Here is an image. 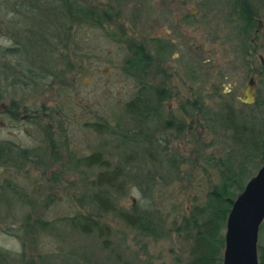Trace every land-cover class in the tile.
<instances>
[{"label":"rangeland","instance_id":"rangeland-1","mask_svg":"<svg viewBox=\"0 0 264 264\" xmlns=\"http://www.w3.org/2000/svg\"><path fill=\"white\" fill-rule=\"evenodd\" d=\"M76 1L90 10L109 6V21L104 22L102 29L73 25L69 39H64L63 33L60 39L53 38L51 46L55 51L32 50L31 43L37 40L24 31L26 25L17 24L20 35L5 26L7 18L19 17L14 9L0 17V49L22 44L34 63L41 55L47 56L50 71L49 78L40 83H31L23 90L11 85L0 94V142L5 147H38L37 155L42 159L37 167H23V173L29 171L26 179L0 163V185L10 180L27 187L29 192L37 189L34 212L29 210L26 226L21 227V208L14 207L10 225L14 233L20 228L18 236L0 231V247L23 250L27 259L39 253L46 257L43 264H187L188 239L168 229L193 205L202 204L207 191L217 184V172L203 159L220 154L226 147L222 143L225 140L215 137L214 131L206 133L203 129L204 134H173L168 138V149L183 162L179 170L161 167L158 156L153 157L155 152L150 151L149 156L143 150L145 144L138 141L141 136L134 135L137 122L128 114L125 103L134 96L139 78H131L123 62L130 51L128 45L137 39L146 42L151 53L156 48L151 39L172 47L162 55L164 63L158 68L150 67L147 76L155 86L165 81L169 95L163 106L166 118L179 116L178 104L194 95L203 97L209 107L218 108L214 89L225 96L224 101L240 107L250 78L255 83L254 102L263 99L264 79L257 70L264 60V1L249 0L255 15L250 35L244 40L249 54L241 50L244 44L239 41L232 0ZM42 14L46 24L53 21L54 27L46 28L55 32L61 17ZM63 20L68 21V17ZM25 58L0 53V83L16 78L9 71L11 66L17 71L18 62L27 67L35 65ZM21 106L37 116L35 123L24 119ZM96 122L105 124L107 131L95 130L91 124ZM154 127L155 122L149 121L145 131H152L159 138ZM160 142L165 143L162 139ZM97 149L110 160L111 167L119 161L121 164L118 186L110 188L109 197L119 209L132 211L135 207L150 213L161 227L154 237L128 227L113 212L105 214L93 207L88 198L93 190L90 182L101 168L72 165L76 157ZM248 169L252 175L258 170L251 166ZM79 212L108 225L109 247H104L96 234L83 235L61 220ZM36 218L53 223L52 229H35L32 221ZM257 244L264 252V225ZM32 264H38L37 260Z\"/></svg>","mask_w":264,"mask_h":264},{"label":"trees","instance_id":"trees-1","mask_svg":"<svg viewBox=\"0 0 264 264\" xmlns=\"http://www.w3.org/2000/svg\"><path fill=\"white\" fill-rule=\"evenodd\" d=\"M55 2L59 3V5H53ZM231 4V9L235 16L234 19L237 20V27L239 26L240 30L238 33V36H240L239 41L244 44V40L250 35V28H252L255 20L254 10L251 7L252 3L249 0H232ZM10 9L18 12L19 17L17 19L7 18L5 26L14 29V33L20 35L22 33L20 31L21 28L17 24L26 25L24 31L30 32L32 39L37 40L31 43V46H34L33 49L32 47L30 48V50L32 49L35 52L39 50L55 51L52 48L53 46H51L53 38L60 39L62 36L64 39H69L73 25L102 29V25L105 21H109L110 17L107 12L109 6L91 7L90 10L76 0H47L45 2L41 0H0V17L8 13ZM42 13H53V15L61 17V23L56 26L58 29L55 32L53 31L54 33L51 31L53 28H46L47 25L53 26V21H49L46 24L44 18L40 16L43 15ZM66 17H68V21L63 20ZM14 22H16V25ZM34 25L38 28L34 27ZM48 29L52 33L48 34ZM61 33L63 35L60 36ZM150 41L156 47L154 53L149 51L147 43L141 39H137L135 43L128 45L130 51H128L123 66L131 78L137 76L139 80L135 78L137 80V89L134 96L125 103V108L130 117L137 122L134 135L141 136L138 141L145 144L143 150L149 153V156L151 155L150 151L155 152L153 157L155 155L158 156L157 162L160 163L161 167L167 165L171 169L179 170V164L183 162L182 158L180 160L178 159L179 157L177 159L174 158L173 154L176 153L175 151L168 149L170 141L168 138L173 134L176 136L178 134L188 136L190 133L198 132L199 134L202 131H206V133L214 131L215 137L225 140L222 143L226 147L220 150V154L215 156L208 155L203 159L207 160L208 164H211L213 170L217 172V184L207 191L202 204L193 205L189 212L183 215L178 222L176 220L172 221V227L168 229L188 239L189 259L187 264H221V253L224 247V223L232 200L243 189L247 182L246 179L249 178L248 176L251 177L252 173L250 174L249 166L259 168L264 163V98H257L251 104L241 103V106L237 107L229 100L224 101L225 96L214 89L212 93L219 98L218 108L209 107L203 97L192 94L194 96L186 98L178 104L179 116L173 114L166 118L163 114V106L169 95L166 92L165 85H163L165 81L160 82L161 85L155 86L148 81L147 76L148 71L152 67L158 68L164 63L161 57L164 52H170L172 47L159 39H151ZM247 48L244 44L241 50L245 54H249ZM27 51L28 49L25 50L22 44L15 48L6 47L0 49V53L5 57L8 55L15 57L22 55L26 56L24 61L27 60L28 62H33L32 65L35 64L27 67L18 62L17 71L16 68L13 69L11 66L9 73L16 78L10 82H1L0 94L2 91L8 90L11 85H18L17 88L23 90L30 86L31 83L37 84L40 83L41 79L49 78L48 57L41 55L36 60L38 62L34 63V58L31 55L27 56ZM35 56H38V54L36 53ZM257 72L264 79V64L260 65ZM22 77L25 79H22ZM22 109L24 119L28 122L30 121L31 124L35 123L37 116L32 111L28 112L30 109L26 106L25 108L22 107ZM149 121L155 122L153 130L159 131V138L153 136L152 131H145V126L147 127ZM91 126L99 132H106L108 129L105 124L98 122L91 124ZM166 132H169V134L166 135ZM202 133L204 134L205 132ZM194 137L195 135L192 136V138ZM218 138H215V140L221 143ZM161 139L165 141L164 145L161 144ZM38 152V147L21 148L10 147L9 145L5 147L0 142V163H5L11 169L14 168L22 175V178L26 179L29 171L27 170V172L23 173L25 169L23 167L34 168L42 164V159L37 155ZM109 163L110 160L97 149L87 155L76 157L72 166H81L85 169L101 168L96 177L90 182L93 190L88 194V198L93 207L105 214L113 212L128 227L135 228L142 234L154 237L161 227L156 225L157 221L155 222L151 218L150 213L146 211L140 212V208L135 207H133L132 211L119 209L112 198L109 197L110 188L118 186L121 176L119 174L120 161L116 164L114 163L115 165L112 167ZM13 176H16V174ZM17 185L10 180L0 185V226H3L0 231L13 237L18 236L17 232L20 228L14 233L15 230L10 225L13 213L11 210L14 207L21 208L20 220L23 222L21 227L24 228L27 223L26 220L30 216L29 210H31V214L34 212V204L37 201L33 197L37 189H35V192L32 189L29 192L27 187L23 188L19 185L17 187ZM25 206L29 207L27 211L23 208ZM61 220L69 225L71 229L83 235L96 234L104 247L110 246L108 238L111 230L101 219L79 212L72 216L63 217ZM32 222L35 224V229L40 232L52 229L53 226V223L44 221L41 218H36ZM262 222L259 233L263 228L264 220ZM257 249L258 264H264V252L259 247ZM29 257V259L26 258L23 250L15 252L4 250L0 247V264H32L36 260L38 264H43L46 258L39 253L33 259L31 256Z\"/></svg>","mask_w":264,"mask_h":264},{"label":"water","instance_id":"water-1","mask_svg":"<svg viewBox=\"0 0 264 264\" xmlns=\"http://www.w3.org/2000/svg\"><path fill=\"white\" fill-rule=\"evenodd\" d=\"M244 88L242 103L254 102L253 80ZM264 220V163L232 200L223 230L221 264H258L257 239Z\"/></svg>","mask_w":264,"mask_h":264},{"label":"flooded vegetation","instance_id":"flooded-vegetation-1","mask_svg":"<svg viewBox=\"0 0 264 264\" xmlns=\"http://www.w3.org/2000/svg\"><path fill=\"white\" fill-rule=\"evenodd\" d=\"M262 64H264V60H262L261 62H260V65H262ZM260 65H259V67H260ZM259 70V69H258ZM257 70V71H258ZM251 80H253L252 78H250ZM250 79H248V80H250ZM253 82H254V80H253Z\"/></svg>","mask_w":264,"mask_h":264}]
</instances>
